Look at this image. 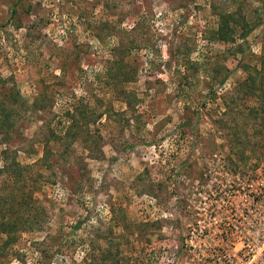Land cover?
<instances>
[{"label":"rangeland","instance_id":"obj_1","mask_svg":"<svg viewBox=\"0 0 264 264\" xmlns=\"http://www.w3.org/2000/svg\"><path fill=\"white\" fill-rule=\"evenodd\" d=\"M263 57L264 0H0V264H264Z\"/></svg>","mask_w":264,"mask_h":264},{"label":"trees","instance_id":"obj_2","mask_svg":"<svg viewBox=\"0 0 264 264\" xmlns=\"http://www.w3.org/2000/svg\"><path fill=\"white\" fill-rule=\"evenodd\" d=\"M237 23H235V25H236ZM261 64H262V66H263V64H264V57H263V59H262V61H261ZM12 224H8V223H0V234H8V233H10L11 231H12Z\"/></svg>","mask_w":264,"mask_h":264}]
</instances>
